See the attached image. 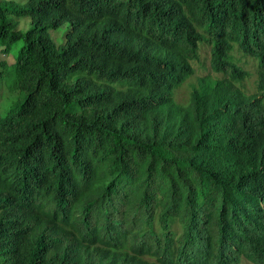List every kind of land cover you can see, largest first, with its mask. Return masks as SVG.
Wrapping results in <instances>:
<instances>
[{
    "label": "trees",
    "instance_id": "trees-1",
    "mask_svg": "<svg viewBox=\"0 0 264 264\" xmlns=\"http://www.w3.org/2000/svg\"><path fill=\"white\" fill-rule=\"evenodd\" d=\"M199 16L219 26L223 72L244 74L236 42L261 64L248 100L260 118L230 126L210 165L214 125L206 136L172 123L192 117L196 98L170 102L193 70L164 83L175 62L151 64L159 51L196 56L204 38L182 32ZM66 24L58 46L51 32ZM23 39L13 88L26 98L0 116V264H264V0L0 1L2 52Z\"/></svg>",
    "mask_w": 264,
    "mask_h": 264
},
{
    "label": "water",
    "instance_id": "water-1",
    "mask_svg": "<svg viewBox=\"0 0 264 264\" xmlns=\"http://www.w3.org/2000/svg\"><path fill=\"white\" fill-rule=\"evenodd\" d=\"M188 15V14H187ZM172 18L174 22H182V17L176 15L174 12L168 17ZM190 24L183 29V35L188 39H201L204 37H211L219 29V26L209 21L206 17H190ZM167 19V20H168ZM167 20L163 25V29L167 24ZM213 30V31H212ZM224 37H228L225 33L222 32ZM216 46V42H215ZM231 48H235L231 46ZM229 54L230 62L241 69L244 74L237 75L233 74L234 70L231 69L228 72H223L220 66V63L216 56L212 53L204 54L203 51H198L196 56L189 57L184 59L180 56H173L165 53L164 51H159L157 54L151 57V64L158 66L164 62L174 61L175 65L168 68L162 72L161 80L164 83H169V79L175 73L180 72L185 67L189 66L193 70V75L182 82L183 85L178 86L173 93V99L171 100V108L177 109V107L182 106L185 108H190L192 105V98H196V106L189 113L191 114V119H185L184 116H180L179 119L172 118V123L176 126L183 125V128L191 126L195 128L201 124L204 125V132L207 136L209 131L210 124L214 125L213 134L214 138L212 143L208 141V152L205 155V165H210L217 156L218 149L224 142L225 133L227 129L232 126V128L237 127L241 121L250 122V119L256 120L260 118L258 114L251 112V109L248 108L249 98H257L260 94L259 90V78L261 71V64H258L259 70L257 73V83H256V93L250 94L247 92L245 84L251 77V73L241 67L233 58V51ZM139 64V59L134 63L135 65ZM159 67V66H158ZM197 67L204 73L203 75H197ZM210 84L208 88L203 86ZM184 86H189L191 91L188 98L181 96L182 89ZM240 89L243 94L242 98H233L229 94L235 89ZM207 92L204 97L202 94ZM221 104L222 101H224ZM141 106L138 108L140 109ZM233 115V119L230 121V116ZM214 117V118H211ZM264 117V114L263 116ZM190 142L185 141L182 145L186 146ZM69 222L65 223V228H67ZM97 229V224L92 225L89 230ZM3 236V233L0 234V238ZM114 242L118 244H123L121 238H116ZM110 260V258H109ZM71 261H68L66 264H69ZM99 264H104V261L98 262ZM50 264H55L50 262Z\"/></svg>",
    "mask_w": 264,
    "mask_h": 264
},
{
    "label": "rangeland",
    "instance_id": "rangeland-1",
    "mask_svg": "<svg viewBox=\"0 0 264 264\" xmlns=\"http://www.w3.org/2000/svg\"><path fill=\"white\" fill-rule=\"evenodd\" d=\"M6 2L18 3L20 6L26 4V0H0ZM21 24V30L23 33H27L31 28V20L27 18H22L19 20ZM68 24L59 30H52L53 38L55 36L56 43L58 46L64 44L65 33L67 32ZM25 46V40H21L15 44L11 49L10 53H3L2 47L0 46V63L4 61L3 68L0 65V71L4 72V75L0 78V116H4L7 113H12L17 111L23 104L26 98V92H23L20 88H13L15 82H17V58ZM212 46L210 44H205L202 46V51L204 54L211 53ZM240 44L235 45V50L233 51V58L237 64L243 67L245 70L251 73V77L246 82L245 87L247 92L250 94L256 93V83H257V73L259 70L258 61L251 57L246 56L240 49ZM209 51V52H207ZM204 73L197 67V75H203ZM191 88L189 86H184L182 89L181 96L184 98L189 97ZM242 264H252L245 258L242 259Z\"/></svg>",
    "mask_w": 264,
    "mask_h": 264
},
{
    "label": "clouds",
    "instance_id": "clouds-1",
    "mask_svg": "<svg viewBox=\"0 0 264 264\" xmlns=\"http://www.w3.org/2000/svg\"><path fill=\"white\" fill-rule=\"evenodd\" d=\"M205 44H210L212 46L211 53L213 54V51H214V48H215V37H214V35H212L211 37H204V39L201 40V42L199 44V51H202V46L205 45ZM236 44H240V47H241L240 49L246 56L251 57L253 59H256L258 61V63L260 64V60L257 57H253V56L248 55V54L245 53V51H244V49L242 47V42L234 43L233 47H235ZM233 49H235V48H233Z\"/></svg>",
    "mask_w": 264,
    "mask_h": 264
},
{
    "label": "bare ground",
    "instance_id": "bare-ground-1",
    "mask_svg": "<svg viewBox=\"0 0 264 264\" xmlns=\"http://www.w3.org/2000/svg\"><path fill=\"white\" fill-rule=\"evenodd\" d=\"M103 261H104V262H106V263H108V262H109L108 258H107V259H104Z\"/></svg>",
    "mask_w": 264,
    "mask_h": 264
}]
</instances>
